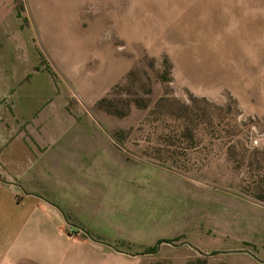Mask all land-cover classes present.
Returning a JSON list of instances; mask_svg holds the SVG:
<instances>
[{
  "label": "rangeland",
  "instance_id": "374dc122",
  "mask_svg": "<svg viewBox=\"0 0 264 264\" xmlns=\"http://www.w3.org/2000/svg\"><path fill=\"white\" fill-rule=\"evenodd\" d=\"M28 3L40 68L76 105L55 141L124 148L95 173L137 192L133 239H175L134 264H264V0Z\"/></svg>",
  "mask_w": 264,
  "mask_h": 264
},
{
  "label": "crops",
  "instance_id": "0c3cea01",
  "mask_svg": "<svg viewBox=\"0 0 264 264\" xmlns=\"http://www.w3.org/2000/svg\"><path fill=\"white\" fill-rule=\"evenodd\" d=\"M28 2L0 0V264H134L160 240L133 239L141 230L125 205L137 192L120 190L121 176L95 173L102 157L124 169V148L103 135L55 141L71 134L58 123L76 105L40 68Z\"/></svg>",
  "mask_w": 264,
  "mask_h": 264
},
{
  "label": "trees",
  "instance_id": "16d2710c",
  "mask_svg": "<svg viewBox=\"0 0 264 264\" xmlns=\"http://www.w3.org/2000/svg\"><path fill=\"white\" fill-rule=\"evenodd\" d=\"M175 241V239L174 240H160L158 243H157V245H155V246H153V247H149V248H147V249H145V251L142 253V255H144V254H146V255H152V254H155L156 252H157V250H158V246H159V244H161V243H172V242H174Z\"/></svg>",
  "mask_w": 264,
  "mask_h": 264
},
{
  "label": "built area",
  "instance_id": "2783aa9c",
  "mask_svg": "<svg viewBox=\"0 0 264 264\" xmlns=\"http://www.w3.org/2000/svg\"><path fill=\"white\" fill-rule=\"evenodd\" d=\"M258 143H259L258 139H255V140L253 141V144H254V145H258Z\"/></svg>",
  "mask_w": 264,
  "mask_h": 264
}]
</instances>
